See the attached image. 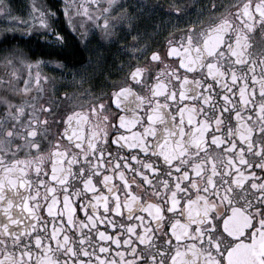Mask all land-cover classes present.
<instances>
[{"label":"snow or ice","instance_id":"snow-or-ice-1","mask_svg":"<svg viewBox=\"0 0 264 264\" xmlns=\"http://www.w3.org/2000/svg\"><path fill=\"white\" fill-rule=\"evenodd\" d=\"M23 7L0 0V264H264V0Z\"/></svg>","mask_w":264,"mask_h":264},{"label":"flooded vegetation","instance_id":"flooded-vegetation-1","mask_svg":"<svg viewBox=\"0 0 264 264\" xmlns=\"http://www.w3.org/2000/svg\"><path fill=\"white\" fill-rule=\"evenodd\" d=\"M14 2L19 4V5L24 6L23 10H22V12L20 14L23 15V16H26V14L28 12V5L31 4L32 0H29V1H27V0H14ZM61 2H62V0H37L38 4H49V5H56V6L57 5L59 6V4ZM171 2H172V0H160V3L164 4L165 6H167ZM177 2L184 3V2H186V0H177ZM224 2L228 3V4H237V3L242 4L244 2V0H224ZM57 23L62 25L65 29L67 28L66 22L64 21L62 14H61V19ZM182 28H183V24L177 25L175 30L172 27H169L168 31L165 32L160 37V40H163L165 37H167L168 32H173V31H177L178 32ZM127 38L129 40H131L132 37L128 36ZM175 39L177 41H179L180 36L177 34L175 36ZM254 40L256 41V48L259 49V47L261 46V40H262V36H261V33L259 31L256 32V34L254 36ZM32 41H33V45L37 48V51H36L35 55H36L37 58H39L42 55V52L40 50V46L35 44V41H36V37L35 36H33ZM22 43H23V41H22ZM155 47H156V45L153 46L152 50H155ZM145 56H150V52L145 53ZM61 58L62 59H67L69 65L71 66L74 62L78 63L80 61V54L79 55H74V54H69L67 51H65L64 52V56L61 57ZM122 59L123 60H127V59H129V57L122 56L121 55V51L117 50L116 47H113L112 50H111V53L109 55V61L115 63L116 65H118ZM139 59H140L141 64H143L144 57H140ZM134 66L135 65H133V67ZM40 71L42 72V74H45V75H48V76H56V77L60 76V73L58 71H54L53 68L50 67V66H44V67H42L40 69ZM130 71H131V69L126 66L125 69H124V72L128 73ZM0 74H3V69L2 68H0ZM112 79H115V77H112ZM70 81H71V78L69 76L68 80L58 81V82L65 83L66 85H68L67 90L71 92V91H73V89L76 86H75V84H71ZM103 81H104L103 77H97L92 82L93 85H94V87L92 89L94 93L102 91V90H106V91H110L111 90L110 87H108V88L105 87V84H104ZM21 83H22V81H21ZM87 86L88 85L85 84V87H87ZM63 90L64 89H61V91H63ZM85 99H87V98H85ZM105 99H107V97H105ZM61 127H63V125H61ZM112 151H113V153H115L116 152V148L113 147Z\"/></svg>","mask_w":264,"mask_h":264},{"label":"trees","instance_id":"trees-1","mask_svg":"<svg viewBox=\"0 0 264 264\" xmlns=\"http://www.w3.org/2000/svg\"><path fill=\"white\" fill-rule=\"evenodd\" d=\"M75 49H76V45L73 42L65 51H67L69 54L79 55L80 53L77 52Z\"/></svg>","mask_w":264,"mask_h":264},{"label":"rangeland","instance_id":"rangeland-1","mask_svg":"<svg viewBox=\"0 0 264 264\" xmlns=\"http://www.w3.org/2000/svg\"><path fill=\"white\" fill-rule=\"evenodd\" d=\"M27 1H29V0H27Z\"/></svg>","mask_w":264,"mask_h":264},{"label":"bare ground","instance_id":"bare-ground-1","mask_svg":"<svg viewBox=\"0 0 264 264\" xmlns=\"http://www.w3.org/2000/svg\"><path fill=\"white\" fill-rule=\"evenodd\" d=\"M58 6V5H57Z\"/></svg>","mask_w":264,"mask_h":264}]
</instances>
